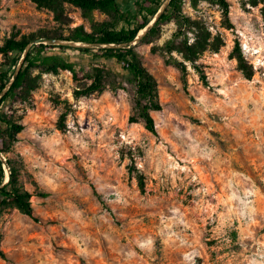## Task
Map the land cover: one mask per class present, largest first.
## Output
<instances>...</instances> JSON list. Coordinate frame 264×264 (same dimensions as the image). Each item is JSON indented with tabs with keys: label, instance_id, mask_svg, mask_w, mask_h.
I'll list each match as a JSON object with an SVG mask.
<instances>
[{
	"label": "rangeland",
	"instance_id": "obj_1",
	"mask_svg": "<svg viewBox=\"0 0 264 264\" xmlns=\"http://www.w3.org/2000/svg\"><path fill=\"white\" fill-rule=\"evenodd\" d=\"M135 1L118 3L134 12ZM227 1L228 23L219 6H184L224 40L198 62L207 84L189 63L184 81L151 44H137L158 83L157 135L129 123L127 79L126 91L76 99L70 72L42 75L33 107L17 115L25 130L8 158L26 190L47 196L31 199L39 222L14 208L0 214V264H264L262 5ZM66 12L70 28L90 31L79 9ZM0 21L1 41L58 27L32 0H0ZM175 31L166 26L157 43ZM236 45L251 79L231 58Z\"/></svg>",
	"mask_w": 264,
	"mask_h": 264
},
{
	"label": "trees",
	"instance_id": "obj_2",
	"mask_svg": "<svg viewBox=\"0 0 264 264\" xmlns=\"http://www.w3.org/2000/svg\"><path fill=\"white\" fill-rule=\"evenodd\" d=\"M32 1L39 9L53 12L58 27L52 31L42 30L36 35L15 33L3 41L0 39V96L4 94L0 98V153L5 157L10 171V178L3 185L7 174L0 159V214L6 209L14 208L39 222V218L34 215L31 199L33 196L44 198L47 195L42 193L34 195L26 190L20 182L21 167L8 158L18 142V136L25 130L21 121L22 116H17L18 113L25 111L26 106L33 107V93L40 88L43 74L59 75L62 71L70 72L74 82L77 83L73 93L76 99L89 98L107 90L126 91L122 80L127 79V84L131 85L134 92L129 123L141 124L148 132L157 135L155 120L151 113L162 110L158 83L144 66L137 45L133 47L129 45L149 26L166 0H136L134 12L123 9L118 0ZM188 2L194 10H197L203 2L219 6L225 21L227 23L229 21L230 4L227 0H188ZM244 2L252 7L262 5L264 20V0H244ZM186 3L187 0H170L156 22L142 36L140 43L151 44L153 54L162 53L166 58V64L179 69L184 81L188 75L189 63L200 74L201 80L207 84L203 65L198 62L207 52L218 53L224 46V40L220 34L213 35L201 19H193L185 14ZM66 5L81 11L82 17L90 23V31L84 25L70 28L72 21L66 12ZM96 12L107 18L97 21ZM171 24L176 26V31L160 46L157 42L164 28ZM64 29H67V33H64ZM44 38L92 47L38 44L31 45L27 51L33 41ZM67 50L71 51V54H68ZM174 54L181 56L182 60L174 57ZM22 57L21 67L17 70ZM231 58L237 60L238 68L247 79H251L253 73L245 63L238 45L234 48ZM85 59L88 60L87 64L83 63ZM86 66H88L87 71ZM14 76V81L5 92ZM65 118V114L61 116V123ZM61 130H64L62 125ZM140 185L143 187L142 180ZM0 257H5L1 250Z\"/></svg>",
	"mask_w": 264,
	"mask_h": 264
},
{
	"label": "water",
	"instance_id": "obj_3",
	"mask_svg": "<svg viewBox=\"0 0 264 264\" xmlns=\"http://www.w3.org/2000/svg\"><path fill=\"white\" fill-rule=\"evenodd\" d=\"M169 1H170V0H166V1H165L164 5L162 6V8H161L160 11L158 12V14L154 17L153 21H152V22L149 24V26L146 28V32H147L148 29H150V28L152 27V25L156 22V20L158 19L159 15L162 13V11H163V10L166 8V6L168 5ZM146 32H145V33H146ZM145 33H144V34H145ZM144 34H139V35L137 36V38H136L132 43H130L129 46H130V47L136 46V45L140 42V39L142 38V36H143ZM45 43H46V44H51V45L67 44V45L78 46V47H92V46H87L86 44H79V43H65V42H63V41H58V40L40 39V40L33 41V42L30 44V46H28L27 51H29L31 45H38V44H45ZM102 47H105V46H102ZM25 54H26V53H25ZM25 54H24L23 57H25ZM23 57H22V59H21L19 65H18L17 70L21 67ZM14 79H15V76L12 78V80H11L10 84L8 85V87L6 88L5 92L9 89V87H10L11 83L14 81ZM5 92H4V93H5ZM3 95H4V94H2V95L0 96V98H1ZM0 159H1V161L3 162L4 168H5V170H6V174H7L6 179H5V182H4V184H3V185H5V184L8 182L9 178H10V171H9V167H8V165H7V163H6V159H5V157L3 156L2 153H0Z\"/></svg>",
	"mask_w": 264,
	"mask_h": 264
},
{
	"label": "bare ground",
	"instance_id": "obj_4",
	"mask_svg": "<svg viewBox=\"0 0 264 264\" xmlns=\"http://www.w3.org/2000/svg\"><path fill=\"white\" fill-rule=\"evenodd\" d=\"M146 32V29L142 30L140 34H144Z\"/></svg>",
	"mask_w": 264,
	"mask_h": 264
},
{
	"label": "built area",
	"instance_id": "obj_5",
	"mask_svg": "<svg viewBox=\"0 0 264 264\" xmlns=\"http://www.w3.org/2000/svg\"><path fill=\"white\" fill-rule=\"evenodd\" d=\"M109 120H110V121H112V120H113V117H112V116H111V117H109Z\"/></svg>",
	"mask_w": 264,
	"mask_h": 264
}]
</instances>
